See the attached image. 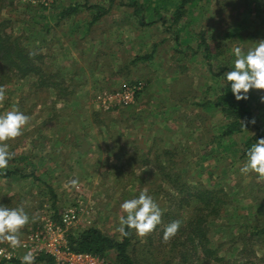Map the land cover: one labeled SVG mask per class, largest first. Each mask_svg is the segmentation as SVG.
<instances>
[{
  "label": "rangeland",
  "instance_id": "374dc122",
  "mask_svg": "<svg viewBox=\"0 0 264 264\" xmlns=\"http://www.w3.org/2000/svg\"><path fill=\"white\" fill-rule=\"evenodd\" d=\"M129 1L137 2L151 24H140ZM4 2L0 21H10L8 31L45 55L46 71L63 90L32 86L31 77L0 78L6 89L0 115L18 109L30 117L23 134L6 141L14 157L2 171L16 172L0 176V205L22 206L30 218L20 240L48 222L62 224L61 212L76 207L79 220L67 228L68 242L88 227L120 241L116 229L126 216L120 205L146 191L162 211L161 224L148 235L151 240L134 235L132 254L137 264H165L175 254L159 240V230L173 217L191 214L177 207L179 194L154 165L158 154L160 161L165 149H174L183 179L223 188L224 205L207 220L208 246L218 259L199 250L186 263L174 258L169 264H264V183L240 173L246 141L257 132L264 138V91L248 94L255 124L247 130L225 134L235 117L224 111L232 102L224 97V74L234 68L233 49L253 48L264 39V0H189L178 16L180 0ZM85 2L99 5L104 16L93 21L96 11L84 8ZM69 16L83 25L66 22ZM203 40L209 59L198 47ZM137 80L144 87L130 105L105 109L96 101L99 92ZM73 179L78 190L69 184ZM0 245L13 251L8 243ZM22 252L20 246L10 259L0 255V264H21ZM104 256L118 264L116 250Z\"/></svg>",
  "mask_w": 264,
  "mask_h": 264
},
{
  "label": "trees",
  "instance_id": "16d2710c",
  "mask_svg": "<svg viewBox=\"0 0 264 264\" xmlns=\"http://www.w3.org/2000/svg\"><path fill=\"white\" fill-rule=\"evenodd\" d=\"M188 1L189 0H180L177 16L182 14L185 8L184 6ZM127 5L133 7V11L137 15L140 24H151L150 22L145 21L141 14L140 6L136 1H129ZM5 6L6 3L4 0H0V12ZM95 10L96 14L94 15V18H98L105 13V10L100 11L99 7H96ZM157 15L159 16V14ZM9 23L10 21H0L1 80H18L25 77H31L33 81L32 86L44 89H52L54 87L56 90L63 91L58 86V83H56L55 75L46 71L44 66L45 55L38 50H31L22 42L23 40L20 36H14L12 31H8ZM200 46H202L204 50V57L209 59L211 54L208 43H205L203 40L200 45H198V47ZM30 53L34 55H30ZM138 58L139 57H136V59ZM224 97L229 98L232 101L229 107L224 109L227 114L235 117L225 130V134H231L236 129H242L243 126L241 121L247 122L252 120V115L249 100L237 101L231 92L230 85ZM233 101L237 102V104H234ZM250 124L251 123H247V125ZM259 137L260 132H257L246 141V152L253 143L259 139ZM148 153L150 154V151ZM159 156L160 155L158 154L156 158L157 161L154 162V165L162 171L165 176L164 178H166L171 187H173V189L179 194V197L177 198V207L184 210L190 208L191 210L190 216L186 219L179 218L180 228L175 237L167 243L175 255L170 256V259H167L165 264L171 263L174 258H179V262L186 263L193 254L198 255L199 250H201V253L205 258L211 257L212 259H218L216 256V250L208 246L209 238L207 235V220L211 216L216 217L218 213H220V210L224 205V199L222 198L224 196L223 188L209 189L201 185L194 186L184 180L182 174L183 167L178 169L177 162L174 158V149H165L162 154L164 159L160 161H158ZM14 172H16L14 169L4 172L0 170V176L9 177ZM172 221H176L175 217H173L169 223ZM126 231L130 232L128 236L122 235L120 241H114L99 229L88 227L78 231L76 237H69V244L76 250L93 251L103 255H105L106 250L114 249L116 250V261L118 264H137V260L132 254L135 249L133 243L135 231L130 229H126ZM163 231L164 229L159 230V240H162ZM261 231L264 232V227L261 228ZM147 238L148 240L152 239L149 236ZM129 246H133L131 252L129 251ZM40 258L47 261L48 256Z\"/></svg>",
  "mask_w": 264,
  "mask_h": 264
},
{
  "label": "clouds",
  "instance_id": "9594fccd",
  "mask_svg": "<svg viewBox=\"0 0 264 264\" xmlns=\"http://www.w3.org/2000/svg\"><path fill=\"white\" fill-rule=\"evenodd\" d=\"M235 56L234 68L224 75L227 85L237 101L247 100L251 90L264 91V39L258 40L256 46L243 49L239 46L233 49ZM30 55H34L31 54ZM226 85V86H227ZM6 99V89L0 86V103ZM264 103V96L260 97ZM30 117L18 109L0 115V170L8 167L14 153H10L6 141L20 137L24 127L29 123ZM247 130V123L255 124V119L241 121ZM247 159L240 168L243 175L255 174L257 182L264 183V138H259L246 153ZM6 174V173H5ZM72 188L79 189L78 179L69 181ZM121 210L126 216H121L120 226L116 229L123 236L130 234L126 229L134 230L135 234L144 238L155 231L161 224L162 211L153 197L146 191H141L138 198L124 201ZM29 216L22 206L9 208L0 205V244L8 243L13 249L21 246V230L29 223ZM35 218L33 217V222ZM180 221H172L163 231V241L167 243L177 234ZM0 255H4L0 249ZM6 258H11L10 255ZM21 264H35V256L28 251L21 258Z\"/></svg>",
  "mask_w": 264,
  "mask_h": 264
},
{
  "label": "built area",
  "instance_id": "2783aa9c",
  "mask_svg": "<svg viewBox=\"0 0 264 264\" xmlns=\"http://www.w3.org/2000/svg\"><path fill=\"white\" fill-rule=\"evenodd\" d=\"M35 1V0H33ZM46 2V0H39ZM52 1V0H47ZM49 2L45 3L48 4ZM144 83L141 80L126 84L118 89L99 92L96 101L100 107L105 109L116 106L130 105L136 95L143 89ZM62 224L48 222L44 225V229L37 228L33 234H29L26 239L21 241V247L24 252L32 251L35 258L46 255L54 261V264H112L103 254L93 251L76 250L66 237L67 228L79 220L76 207H69L60 214ZM6 258L12 257L16 251H5L0 245ZM10 259V258H6Z\"/></svg>",
  "mask_w": 264,
  "mask_h": 264
},
{
  "label": "crops",
  "instance_id": "0c3cea01",
  "mask_svg": "<svg viewBox=\"0 0 264 264\" xmlns=\"http://www.w3.org/2000/svg\"><path fill=\"white\" fill-rule=\"evenodd\" d=\"M84 8H86V6L88 7V5H90L88 2H85L84 3ZM110 6V5H109ZM108 6V7H109ZM96 7H99V5H93L92 7H88V8H93V9H95ZM99 8H101V7H99ZM87 9V8H86ZM96 11V10H95ZM74 12V11H73ZM72 12V13H73ZM76 12H80V11H76ZM96 14V13H95ZM102 16H104V14L103 15H101L100 17H98V18H94V15H93V17H92V20L93 21H99V19L100 18H102ZM68 21H66V22H68V23H74L75 25H80V26H82L83 25V22L79 19V17L78 16H69V18L67 19ZM92 21V22H93ZM138 21H139V19H138ZM86 26H88V25H86ZM91 27H93V26H91ZM98 33L100 34V35H102V34H105V32L102 30V29H100V30H98ZM84 34L85 35H89L90 33H87V32H84ZM67 38L68 37H66L65 38V40H67ZM85 45H86V43H85ZM72 46H74L73 44H72ZM78 46V45H77ZM79 48H82V46H78ZM150 85H151V83L150 84H147V88L148 87H150ZM167 85V84H166ZM23 255H25V253L24 252H22V253H19V255L18 256H23ZM21 259V258H20ZM35 262H38V263H45L46 261L45 260H43V259H40V260H38V261H35Z\"/></svg>",
  "mask_w": 264,
  "mask_h": 264
}]
</instances>
